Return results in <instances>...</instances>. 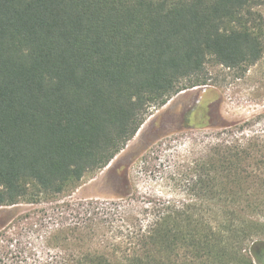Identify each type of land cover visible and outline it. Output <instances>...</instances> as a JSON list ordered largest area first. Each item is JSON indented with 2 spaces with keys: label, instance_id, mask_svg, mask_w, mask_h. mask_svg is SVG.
I'll return each instance as SVG.
<instances>
[{
  "label": "trees",
  "instance_id": "16d2710c",
  "mask_svg": "<svg viewBox=\"0 0 264 264\" xmlns=\"http://www.w3.org/2000/svg\"><path fill=\"white\" fill-rule=\"evenodd\" d=\"M263 5L0 0V209L77 189L127 148L153 108L207 86L210 67L256 65ZM195 177L193 204H165L113 252L69 254L93 231L79 226L45 237L54 257L33 254L32 243L21 251L13 243L21 222L30 228L26 217L1 230L0 264H264V135L217 145Z\"/></svg>",
  "mask_w": 264,
  "mask_h": 264
},
{
  "label": "rangeland",
  "instance_id": "374dc122",
  "mask_svg": "<svg viewBox=\"0 0 264 264\" xmlns=\"http://www.w3.org/2000/svg\"><path fill=\"white\" fill-rule=\"evenodd\" d=\"M258 11L264 17V5ZM209 73L207 86L183 91L166 106L153 108L127 148L77 189L40 198L34 204L0 209V233L15 220L29 217L30 228L21 231L29 223H20L21 235L13 247L21 250L32 243L33 254L54 257L59 252L45 248V237L65 226L92 227L84 243L69 245L68 252L105 254L115 251L113 245L127 238L128 231L148 226L165 204H193L189 200L196 195L191 193L196 166L217 145L264 135V56L245 72L214 66ZM202 214L210 222L217 221L206 209ZM258 218L264 223V214ZM256 239L244 243V248L249 251Z\"/></svg>",
  "mask_w": 264,
  "mask_h": 264
},
{
  "label": "water",
  "instance_id": "95a60500",
  "mask_svg": "<svg viewBox=\"0 0 264 264\" xmlns=\"http://www.w3.org/2000/svg\"><path fill=\"white\" fill-rule=\"evenodd\" d=\"M142 128H143V126H142ZM142 128H141V130H142ZM141 130H140V131H141ZM140 131H139V133H140ZM139 133H138V134H139ZM110 165H111V164H110ZM110 165H109V166H110ZM109 166H108V167H109Z\"/></svg>",
  "mask_w": 264,
  "mask_h": 264
},
{
  "label": "crops",
  "instance_id": "0c3cea01",
  "mask_svg": "<svg viewBox=\"0 0 264 264\" xmlns=\"http://www.w3.org/2000/svg\"><path fill=\"white\" fill-rule=\"evenodd\" d=\"M139 134H140V133H139ZM139 134H137V136H138ZM137 136H136V137H137ZM136 137H135V138H136Z\"/></svg>",
  "mask_w": 264,
  "mask_h": 264
}]
</instances>
